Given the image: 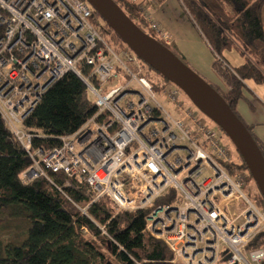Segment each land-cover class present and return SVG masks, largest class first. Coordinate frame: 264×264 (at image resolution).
Listing matches in <instances>:
<instances>
[{
	"label": "built area",
	"instance_id": "built-area-1",
	"mask_svg": "<svg viewBox=\"0 0 264 264\" xmlns=\"http://www.w3.org/2000/svg\"><path fill=\"white\" fill-rule=\"evenodd\" d=\"M144 69L131 48L106 40L81 0H0V117L31 161L22 184L62 171L113 211L150 208L144 231L167 245L174 263L264 264V248L248 246L264 227V210L244 192V175L220 164L230 155L219 131L182 108L175 84L155 89ZM68 71L83 81L96 113L59 146L30 150L21 123ZM168 189L173 202L155 205ZM232 197L243 204L238 215L226 212Z\"/></svg>",
	"mask_w": 264,
	"mask_h": 264
},
{
	"label": "trees",
	"instance_id": "trees-1",
	"mask_svg": "<svg viewBox=\"0 0 264 264\" xmlns=\"http://www.w3.org/2000/svg\"><path fill=\"white\" fill-rule=\"evenodd\" d=\"M81 1L91 5L88 0ZM112 1L140 31L186 63L178 51L164 43L160 31L151 27L145 15L147 1ZM179 1L214 53L212 67L226 83L227 90L223 92L209 85L241 121L234 105L244 97V81L264 82L261 17L264 0ZM91 9L94 24L113 47L119 49L121 40L131 48L93 6ZM104 26H109L113 34L104 31ZM230 50H235L244 62L231 65L225 57V52ZM142 61L145 65L142 74L155 89L172 83ZM88 94L83 81L71 71L53 80L21 123L22 129L31 134L30 150L59 146L61 136L75 132L94 115L96 107ZM195 110L205 115L197 107ZM212 124L230 155L229 161L220 164L230 175L243 174L246 186L253 177L245 160L235 146L236 153L231 152L222 137V134L228 135L213 121ZM243 125L264 157V144L255 138L251 126ZM30 163L28 154L11 137L0 117V212L26 223L24 234L18 240L0 245V264H180L171 261V251L163 241L144 231L145 216L150 208L113 211L104 198H95L92 189L78 176H68L62 171H49L51 181L38 177L22 184L21 173ZM174 198L175 191L168 189L154 204H170ZM250 199L264 210V196L259 189ZM83 230L88 235H83ZM248 246L264 248V227Z\"/></svg>",
	"mask_w": 264,
	"mask_h": 264
},
{
	"label": "water",
	"instance_id": "water-1",
	"mask_svg": "<svg viewBox=\"0 0 264 264\" xmlns=\"http://www.w3.org/2000/svg\"><path fill=\"white\" fill-rule=\"evenodd\" d=\"M88 1L142 60L174 83L228 135L264 196V157L222 96L167 47L140 31L112 0Z\"/></svg>",
	"mask_w": 264,
	"mask_h": 264
},
{
	"label": "crops",
	"instance_id": "crops-1",
	"mask_svg": "<svg viewBox=\"0 0 264 264\" xmlns=\"http://www.w3.org/2000/svg\"><path fill=\"white\" fill-rule=\"evenodd\" d=\"M152 10L151 18L164 39V43L182 55L188 67L196 73L211 77L213 85L221 91L227 90L223 79L213 69L215 56L207 41L194 25L179 0H144ZM262 29L264 33V5L262 7ZM225 57L233 66L244 62L235 50L225 52ZM190 68V69H191ZM191 69V70H192ZM243 98L236 101L235 112L248 126L254 136L264 144V82L244 81Z\"/></svg>",
	"mask_w": 264,
	"mask_h": 264
},
{
	"label": "rangeland",
	"instance_id": "rangeland-1",
	"mask_svg": "<svg viewBox=\"0 0 264 264\" xmlns=\"http://www.w3.org/2000/svg\"><path fill=\"white\" fill-rule=\"evenodd\" d=\"M88 4V3H87ZM89 5V4H88ZM90 7H92L91 5H89ZM148 13L151 15L152 10H150L148 8ZM100 21L102 22V19L100 18ZM102 24L104 25L105 23L102 22ZM110 26V25H109ZM109 26H104L105 30L107 31L108 34H113V31L110 30ZM119 49L124 48V44L121 43V40L119 41ZM187 66L188 64L185 63ZM191 68V67H190ZM192 69V68H191ZM192 71H194L192 69ZM194 73L196 75H198L200 78H202L205 82H207L208 84H213L214 80L211 77L208 76H203L199 73H196L194 71ZM159 98L161 99V96L158 94ZM89 99H93L92 96L90 94H88ZM178 101L182 102V108H190V109H196V105L194 104V102L191 101V99L185 94L183 93L180 89H179V95H178ZM161 101V104L164 108H166L167 110L171 111L173 110L174 114L176 116L180 115V111L179 110H174L172 104L166 102V101ZM262 107L263 104H262ZM200 115V113H199ZM203 115V114H202ZM201 115V116H202ZM204 120H206L208 125H213L212 124V120L209 119V117H207L206 115L202 116ZM241 119V118H240ZM241 122L243 124L244 121L241 119ZM214 126V125H213ZM222 137L226 140V142L228 143V147L231 150L232 153H236V150L234 148V144L228 139V137L226 135L222 134ZM256 138V137H255ZM257 139V138H256ZM244 192L249 194V197L251 196V194H254L258 191V187L256 182L254 181V179H251L247 182V185L244 187ZM240 199H235V198H228L226 201V212L228 213V210H233V213L235 215H238L241 211V207L243 206L242 202L239 201ZM241 222L240 218H237V224H239ZM26 227V223L25 222H21L20 219H13V218H9L8 216H6V212L5 213H1L0 212V241H1V246H3V244L5 242H14L16 240H18L19 236L23 235L24 233H22V230H24V228ZM83 235H88L86 230L82 231ZM21 238V237H20ZM0 246V248H1Z\"/></svg>",
	"mask_w": 264,
	"mask_h": 264
}]
</instances>
